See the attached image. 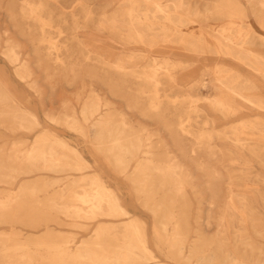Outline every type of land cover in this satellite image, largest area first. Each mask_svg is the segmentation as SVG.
Segmentation results:
<instances>
[{"label":"rangeland","instance_id":"obj_1","mask_svg":"<svg viewBox=\"0 0 264 264\" xmlns=\"http://www.w3.org/2000/svg\"><path fill=\"white\" fill-rule=\"evenodd\" d=\"M0 264H264V0H0Z\"/></svg>","mask_w":264,"mask_h":264},{"label":"bare ground","instance_id":"obj_2","mask_svg":"<svg viewBox=\"0 0 264 264\" xmlns=\"http://www.w3.org/2000/svg\"><path fill=\"white\" fill-rule=\"evenodd\" d=\"M144 1V0H143ZM147 2H148V0H147ZM39 7H41V6H39ZM29 8V7H28ZM42 8V7H41ZM31 9V8H30ZM159 11V10H158ZM38 12V11H37ZM32 13L34 14V11L32 10ZM156 15V14H155ZM164 15V14H163ZM172 24V23H171ZM241 27H243V26H241ZM165 30V29H164ZM239 30V29H238ZM242 30V29H241ZM136 32V31H135ZM138 34V33H137ZM177 35V34H176ZM240 35V34H239ZM240 40V39H239ZM17 58V57H16ZM263 62V61H262ZM25 72V71H24ZM31 75V74H30ZM155 76V75H154ZM153 79H154V77H153ZM156 79V78H155ZM204 86V85H203ZM216 103V102H215ZM214 106V105H213ZM218 107V106H217ZM157 110V109H156ZM155 110V111H156ZM36 119V118H35ZM119 126V125H118ZM185 135V134H184ZM54 166V165H53ZM117 202V201H116ZM96 209V208H95ZM83 212H80V214H82ZM79 214V215H80ZM141 241V240H140ZM129 247V246H128ZM143 248L145 249V246L143 245ZM140 250V249H139ZM142 251V250H141ZM21 252V251H20ZM78 256V255H77ZM75 257V256H74ZM130 258H131V256H130ZM76 259V258H75ZM80 259V258H79ZM134 259V258H133ZM29 260V259H28ZM78 260V259H77ZM146 260V259H145ZM113 262V261H112ZM32 263V262H31Z\"/></svg>","mask_w":264,"mask_h":264}]
</instances>
